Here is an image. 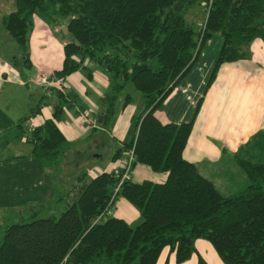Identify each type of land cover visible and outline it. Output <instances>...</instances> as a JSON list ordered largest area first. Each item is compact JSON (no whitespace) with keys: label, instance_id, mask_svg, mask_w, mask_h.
I'll use <instances>...</instances> for the list:
<instances>
[{"label":"trees","instance_id":"obj_1","mask_svg":"<svg viewBox=\"0 0 264 264\" xmlns=\"http://www.w3.org/2000/svg\"><path fill=\"white\" fill-rule=\"evenodd\" d=\"M197 1L15 0V9L2 16L26 65L31 63L33 16L70 17L68 29L75 40L65 43L63 66L52 74L62 79L84 67L86 59L106 68L111 87L100 123L106 129L120 93L133 83L144 95L145 109L132 117L135 134L125 146L134 147L135 165L167 172V179L123 183L116 200L124 196L140 208L136 226L106 214L118 175L104 171L83 180L79 196L60 215L40 217L41 208L33 206L30 220L0 226V264H157L166 247L181 263L197 253L200 238L212 243L225 264H264V161L238 158L248 184L224 195L184 157L193 119L162 122L156 114L216 31L223 42L209 84L221 65L247 57L254 39L264 41V0H214L202 40L201 31L186 19ZM54 91L60 102L53 118L35 126L29 138L31 156L40 160H56L66 142L56 121L68 101L61 90ZM198 264L209 263L199 255Z\"/></svg>","mask_w":264,"mask_h":264},{"label":"rangeland","instance_id":"obj_2","mask_svg":"<svg viewBox=\"0 0 264 264\" xmlns=\"http://www.w3.org/2000/svg\"><path fill=\"white\" fill-rule=\"evenodd\" d=\"M14 9L15 0H0V226L7 222L30 220V213L36 210L33 206L42 209L40 217L60 215L79 196V186L83 183V180L87 181L93 178V175L98 174L93 171V168L105 170L106 166L113 162V152L115 153L123 142L129 143L131 141L135 134V125L131 117L140 116L145 107L143 93L133 83L129 82L119 95L116 111L109 128H112L115 119L123 115L120 118L121 135L119 137H115L113 133L111 135L107 134L104 131L96 132L88 124L80 130L84 133V137L77 142L81 146L80 155L59 157L57 160L51 161L42 160V166L29 165L25 162V158L14 157L31 153L32 143L26 138V135L31 134V129L36 126L34 121L39 118L38 115H42L46 110H55L56 105L60 102L56 97V92L53 95L51 94L55 88L47 93L44 87L36 83L39 62L47 60L52 66H54L53 64L62 63L64 44L75 40L68 29L70 17L55 15L46 18L41 15H34L33 28L29 32V52L35 63L29 67L24 66L22 63L24 57L17 48L16 39L4 29L1 22L2 16ZM206 18L205 0H198L186 14L188 23L196 32L201 31L204 27ZM4 41L7 43H3ZM222 42L223 37L218 31L207 38L202 55L203 63L208 62L205 58L213 59L220 52ZM2 46H7L3 53ZM16 61H18V66L11 65ZM96 64L95 61L86 59L82 65L84 67L79 68L76 75L78 78L90 79V73L95 70ZM2 70L6 71L3 82ZM254 80L257 81V78L252 81ZM64 89H66V86ZM128 95H131L130 99H127ZM38 106H41V109ZM62 106L64 114L60 121L65 120L66 115H71L76 126V123L82 122L83 118L78 117L65 101ZM42 109L45 111L40 112ZM92 133L102 134L104 138L101 142L91 139L90 134ZM208 136L217 145L221 143L215 136ZM68 145L69 143L66 141L64 146ZM96 151L102 153L100 159L92 158L93 153ZM257 151V149H251L250 153ZM260 151L262 152L260 159H255V161H264L262 160L264 159V149ZM237 155L240 156L238 158L251 156H248L246 149H243ZM237 155L226 148L219 157H216L222 161L218 166H221V163H224L225 167L226 164H234ZM251 159L253 160V158ZM235 165L247 181H239L242 177L237 176L238 183H230L232 185L231 189L227 186V182L221 181L220 184L222 187L224 186L222 190L232 194L240 192L248 184V177L243 168L238 162H235ZM35 172H43L52 177V185L55 187V194L40 204L33 202L34 200H31L30 197L26 199L24 190L22 192L18 191L19 181L21 180L23 184L30 181L31 175H34ZM131 174L135 182H141L144 179L164 182L167 179V172L154 171L147 164L140 162L134 166ZM120 198L126 199L124 196H120ZM117 208L116 214L115 205L114 210L108 216H116L120 213L133 226L140 222L142 218L140 208L128 199L122 205H118Z\"/></svg>","mask_w":264,"mask_h":264},{"label":"crops","instance_id":"obj_3","mask_svg":"<svg viewBox=\"0 0 264 264\" xmlns=\"http://www.w3.org/2000/svg\"><path fill=\"white\" fill-rule=\"evenodd\" d=\"M205 42L194 66L187 72L168 98L158 107L156 114L162 122L173 121L181 123L193 119L194 125L184 149V157L194 162L201 174L212 180L222 194L233 195L231 192L222 190L224 186L222 187L220 182H227V186L230 188L232 186L230 183H238L237 176L242 177L239 181H247L242 175L243 173L235 165V162H238V157H240L237 154L246 149L248 156L251 155L247 158L251 157L255 161V159H260L262 152H259V150L264 149V41L261 38L254 39L250 44V53L247 57L221 65L211 84H209V81L219 53L217 52L218 54L213 59L205 58L208 62L203 63L202 55L206 46ZM3 43L7 42L4 41ZM6 47L2 46V53L5 52ZM17 48L19 49V45ZM30 62V65L35 63L31 53ZM15 63H17V66L19 65L18 61ZM15 63L11 65L15 67ZM39 64L38 75L43 72L55 73L56 70L61 69L63 66V62L52 66L47 60H43ZM30 65L24 64V66L28 67ZM94 69L90 79L78 78L75 71L62 79L59 78V81L64 82L66 86L65 94L63 95L68 101L67 105L69 108L80 118H82L81 112L87 111L90 117L98 120L99 115H103V98L110 91L111 77L106 68L98 63ZM5 75L6 71L2 70V82ZM254 78H257V81H252ZM36 83L39 84L37 80ZM54 90H59V88L56 87ZM54 92L51 94L53 95ZM200 99L202 100L201 107L196 113V107ZM44 111L43 109L40 110V112ZM53 112L54 110H46L42 115H38L39 118L34 121L36 126L44 124L46 119L53 118ZM122 116L115 119L111 129L102 127L99 122L96 126L90 125L96 132L104 131L107 134L111 135L113 133L115 137H119L121 135L120 118ZM73 120L71 115H66L65 120L56 121L60 130L66 136V141L69 143L68 146H64V151L59 157L80 155L81 146L77 142L84 137V133L80 130L88 124L82 121L76 123L77 127ZM208 135L215 136L221 143L217 145L210 140ZM90 137L99 142L104 138L102 134L95 133L90 134ZM125 144L123 142L122 146L115 153L113 152V162L106 166L105 170L93 168V171L100 174L104 171L116 172L120 170V159L127 149ZM226 148L237 155L236 161L234 160V164H226V167L224 163L218 166L222 161L216 157H219ZM251 149H257L258 151L250 153ZM31 153L14 157L25 158V162L29 165L42 166L43 161L32 157ZM101 157L102 153L100 151H96L92 155V158L95 159H100ZM131 181H133V176ZM52 182L53 179L49 175L43 172H35L34 175H31L30 181H26L24 184L21 180L19 181L18 191L22 192L24 190L25 194H23L26 195V199L30 197L31 200H34L33 202L40 204L55 194V187H53ZM26 199L23 201L25 202ZM126 200L120 198V196L117 198L115 214L118 210V205H122ZM116 217L129 221L120 213ZM196 248L197 253L188 260L178 263L175 255L170 252L169 247H166L163 249L157 264H165L166 261L168 264H198L199 255L209 264H225L210 241L200 238L196 241Z\"/></svg>","mask_w":264,"mask_h":264},{"label":"built area","instance_id":"obj_4","mask_svg":"<svg viewBox=\"0 0 264 264\" xmlns=\"http://www.w3.org/2000/svg\"><path fill=\"white\" fill-rule=\"evenodd\" d=\"M214 0H205V12L207 13V16L213 6ZM204 34V28L201 30V40L203 38ZM60 79H57L52 73L43 72L38 75L37 82L44 86L47 90V93H50L51 88L58 87L59 90L62 91V93L65 94V84L64 82H60ZM81 117L83 118V122L86 124H91L93 126L98 125V120L96 118L90 117L89 112L82 111ZM33 129V128H32ZM31 129V130H32ZM26 138H31V134H27ZM121 165L120 170H117L114 172L116 175L120 177L119 182L114 187V192L111 196L109 205L106 208V214L109 215L115 208V202L118 192L121 190V187L125 181H130L132 178V169L135 166L136 162V154L134 147L127 148L126 151L121 156Z\"/></svg>","mask_w":264,"mask_h":264},{"label":"water","instance_id":"obj_5","mask_svg":"<svg viewBox=\"0 0 264 264\" xmlns=\"http://www.w3.org/2000/svg\"><path fill=\"white\" fill-rule=\"evenodd\" d=\"M102 120H103V115H99V117H98L99 123H102Z\"/></svg>","mask_w":264,"mask_h":264}]
</instances>
